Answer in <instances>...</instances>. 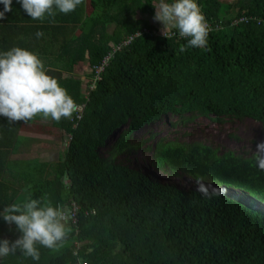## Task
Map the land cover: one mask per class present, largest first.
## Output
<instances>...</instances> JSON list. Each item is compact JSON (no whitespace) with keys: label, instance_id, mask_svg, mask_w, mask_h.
I'll use <instances>...</instances> for the list:
<instances>
[{"label":"trees","instance_id":"1","mask_svg":"<svg viewBox=\"0 0 264 264\" xmlns=\"http://www.w3.org/2000/svg\"><path fill=\"white\" fill-rule=\"evenodd\" d=\"M158 2L91 0L90 25H101L105 36L86 34L88 20L80 18L82 35L73 41L71 36L69 44L66 40L60 55L71 58L77 52L80 59H89L90 77L93 65L138 34L113 53L94 89L81 82L70 87L69 94L83 108L71 119L52 120L69 136L60 158L53 164L30 162L20 175L19 189L26 200L48 195L67 213L76 204L64 247L37 245L39 261L17 249L0 258V264H264V211L254 205L256 200L264 202V170L256 166L255 156L161 139L143 149L150 150L155 170L174 178L117 161L145 144L132 143L133 133L170 114L183 125L196 116H213L216 121L251 119L264 127V25H231L240 16L264 19V0H197L212 30L204 48L182 53L179 48L187 45L186 39L156 35L159 26L136 16L153 15L152 4ZM83 6L78 11L85 12ZM112 24V33L105 31ZM70 31L77 29L72 26ZM0 123L6 132L21 121L10 123L0 116ZM7 168L0 164V212L15 203L19 193L3 179ZM181 175L235 188L249 203L226 194L208 198L196 189L181 190L176 182ZM21 235L15 224L0 217V240L14 242Z\"/></svg>","mask_w":264,"mask_h":264},{"label":"clouds","instance_id":"2","mask_svg":"<svg viewBox=\"0 0 264 264\" xmlns=\"http://www.w3.org/2000/svg\"><path fill=\"white\" fill-rule=\"evenodd\" d=\"M12 2L13 0H0L4 5L3 11H0V20L5 18L7 12L12 11ZM17 2L31 19L43 21L46 16L54 18L57 10L63 14L75 11L84 0H17ZM152 5L156 10L154 20L163 24L162 34L170 39L173 30H176L179 37L187 40V45H181L179 52H185L190 47L204 48L207 45L212 29L197 0H159ZM36 35L39 38L43 33L37 32ZM95 66L97 65H93L89 77L88 86L91 89L96 87L97 82ZM105 70L101 73L100 80ZM79 106L67 89L60 85L59 80L48 74L43 60L37 53L21 47L0 52V116L8 118L10 123L20 121L27 123L38 115L59 123L62 119H71L74 113V116L77 115L81 110H78ZM255 160L256 166L264 170V141L256 145ZM149 168L167 179L174 178L170 177L169 172L167 177L153 166ZM202 179L197 178L195 181L196 191L201 195L211 198L225 194L218 188L222 185L207 181L214 186L209 187ZM222 187L226 190H237ZM228 198L238 200L234 197ZM255 202L264 211V202L257 200ZM0 217L9 225L15 224L22 233L14 242L8 239L0 240V258L14 254L19 249L24 256L39 261L40 252L37 245L59 250L64 247V242L71 232L69 216L64 206H54L47 197L38 199L29 197L23 203H13L3 208Z\"/></svg>","mask_w":264,"mask_h":264},{"label":"crops","instance_id":"3","mask_svg":"<svg viewBox=\"0 0 264 264\" xmlns=\"http://www.w3.org/2000/svg\"><path fill=\"white\" fill-rule=\"evenodd\" d=\"M83 5L85 12L78 11L79 7L68 14L57 10L54 18L46 16L41 21L31 19L21 4L13 0L12 11L7 12L5 18L0 20V52H6L13 47L30 50L40 56L50 73L52 69L58 68L62 62L68 60L71 65L69 73L84 78L81 81L84 86V82L86 83L89 78V59L86 57L80 59L77 52L71 58L60 55L66 40L69 44L71 36H73L71 41L78 39L82 35L81 32L85 30V25L82 28L79 20L80 18L89 20L88 16L92 14L93 9L91 0H84ZM3 9L4 5L0 3V11ZM72 26L77 29L74 34L70 31ZM105 31L112 33L110 27L105 28ZM37 32H42L43 36L38 38ZM86 32L91 37H95L96 30L93 28L90 30L87 28ZM63 87L68 93L70 92V87ZM16 129L15 126H10L5 132L3 124L0 123V164L4 162L7 165L3 179L11 183L12 192L14 189L19 191L15 203H20L19 196H25L24 192L19 189L20 175L26 168H29L30 162L38 165L39 163H55L67 147L69 136L57 132L60 129L53 125L50 118L46 120L39 115L27 123L21 121ZM15 130L16 136L14 137Z\"/></svg>","mask_w":264,"mask_h":264},{"label":"rangeland","instance_id":"4","mask_svg":"<svg viewBox=\"0 0 264 264\" xmlns=\"http://www.w3.org/2000/svg\"><path fill=\"white\" fill-rule=\"evenodd\" d=\"M222 1L226 3L232 2L233 0ZM154 15L155 12L153 15L151 13H136V16L138 17H143L152 20V22L159 26L160 30H162L163 24L159 21L154 20ZM86 28H89V30L93 28L90 25V20L87 21ZM102 28L103 27L100 25L94 27L93 30ZM110 28L113 30L115 28V24L110 25ZM101 36L102 33L96 30L94 39L101 38ZM70 70V62L65 60L61 63V66H58V68L56 69H52V72H48V74L56 77L62 87L66 83H69L68 86L71 87L74 85L73 83L81 82L84 80V78L80 76L71 75L69 73ZM88 83L89 78L86 83L84 82V87H86ZM178 119V116L171 114L166 117H163L157 122L145 126L138 132L133 133L131 135L132 143L137 144L140 142H144L145 144L142 147H138L127 158L125 156H119L117 158V161H124V163H129V166L139 169L142 172H150L151 174L157 177L161 176L165 178V176H162L159 173L151 172L148 166H152V155L150 153V150L146 151L143 149L145 147L149 148L150 146H153L154 142L161 138H165L169 141L179 142H202L206 145L218 149L219 153H225L230 150L235 152L237 155L243 156L245 158L255 156L256 145L259 142L264 141V127L260 123L255 122L251 119L237 120L234 118H222V121H216L213 116L210 118L196 116L192 121H190L186 125L176 124ZM124 129L126 130V126L124 127ZM57 132H61V130ZM120 132L121 131L114 134L107 141L106 146H104L101 150L103 153H106L109 148L114 144ZM164 175L169 177V174L167 173H165ZM195 181L196 180L187 175H181L176 178V182L177 184H179L181 190H195ZM202 182L206 186L214 187L207 181ZM218 188L228 196L234 197L235 199L241 201L244 200L246 203H249L248 196L238 190H226L222 186H218ZM19 197L20 198H18V200L20 203H23L26 200V197L23 195L22 197ZM44 197H47V199H49L48 195H45ZM254 205L259 207V204L257 202H254Z\"/></svg>","mask_w":264,"mask_h":264},{"label":"built area","instance_id":"5","mask_svg":"<svg viewBox=\"0 0 264 264\" xmlns=\"http://www.w3.org/2000/svg\"><path fill=\"white\" fill-rule=\"evenodd\" d=\"M250 21H256L258 24L261 23V24L264 25V19H258V18H254V17H248V16H240V17L234 18L232 20V22H231V25L232 26H238L241 23H249ZM209 25H210V23H209ZM210 27L212 29V26L211 25H210ZM156 35H160L161 37H166V36H164L162 34V31L161 30H159L158 32H156ZM173 36H175V37L178 36L179 37L178 32L173 31V34H171L170 37H173ZM136 37H138V34L137 35H132V36L128 37L121 44L115 46L113 48L112 54L111 53L110 54H107L105 56V58L102 60V62L99 65L95 66V73H96L95 79L97 81L100 80L101 73L105 70V68L108 66L109 62L111 61V58L113 56V53L118 52L123 47H126V46L130 45L131 42H132V40L134 38H136ZM179 38H181V37H179ZM79 107L80 108H78V110L79 109H82L83 108V105H81ZM78 118H79V116H78ZM72 206H73V209L71 211L70 210L68 211V216H69V219H73L74 220V218H75V216L77 214V206L74 203H72ZM77 264H84V262L83 263L79 262Z\"/></svg>","mask_w":264,"mask_h":264}]
</instances>
